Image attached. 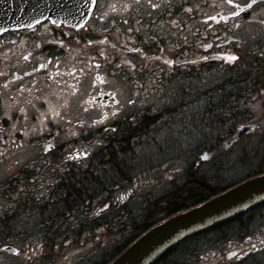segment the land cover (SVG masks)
<instances>
[{"label":"flooded vegetation","instance_id":"obj_1","mask_svg":"<svg viewBox=\"0 0 264 264\" xmlns=\"http://www.w3.org/2000/svg\"><path fill=\"white\" fill-rule=\"evenodd\" d=\"M124 99L150 103L121 115ZM208 101H223L227 118L264 119V0H95L78 27L44 20L1 33L0 232L19 235L0 239V264H104L105 205L135 215L190 177L186 162L168 175L163 154L200 143L190 119ZM124 124L138 131L129 145ZM198 162L193 172L215 159ZM158 170L159 183L135 192ZM248 242H233L236 260Z\"/></svg>","mask_w":264,"mask_h":264},{"label":"trees","instance_id":"obj_2","mask_svg":"<svg viewBox=\"0 0 264 264\" xmlns=\"http://www.w3.org/2000/svg\"><path fill=\"white\" fill-rule=\"evenodd\" d=\"M203 105L205 106V111L202 112L200 117L190 119V125L194 126L196 133L200 135V143L193 148V154L197 153L201 148L204 150V154L201 157L215 159V162H201V171L195 177H191L193 174H196V171H192L194 168L191 167L188 171L190 177L181 184H175L176 187H171L167 194L153 199L144 198L141 207H139L135 215L131 214L129 210L124 216L116 207L114 208L109 203L104 212V233L105 236L112 238L109 243H113L115 246L104 264L108 263L138 236L159 221L195 206L247 178L264 173V119L254 118L251 115L244 119L240 117L227 118L222 114L223 101H208L206 103L207 106ZM245 123L249 127L254 126V124L261 126V129L259 132H238L237 126ZM122 128L123 134L119 140L128 145L129 142H134L133 135L138 131L131 128L129 124H124ZM139 141L140 139H137V142ZM128 145L126 150L130 151ZM249 147L252 149V155L249 156V160L255 161L256 165L249 168L248 164H244L248 162L247 155H245L242 163L248 166L247 172L228 183L226 177L229 171L225 167L228 158L236 151L246 153ZM119 148H122L123 152V146ZM108 153L111 155L109 150ZM207 168L209 169L208 172L203 170ZM132 183L130 178L126 184L130 185ZM110 184L116 185V181L106 182L105 190L107 189V185ZM107 190L109 196L107 198L105 194V200L109 201L112 191L110 189ZM80 200L83 203V198H80ZM262 206H264V202L182 240L168 249L152 264H168L171 256L176 257V261L173 264H197L201 260V257L213 252L224 254L223 251L226 249V243L231 241L243 243L246 238L251 237L249 226L255 220V217L253 218V215H251L246 218V215L255 213ZM11 231L5 230L2 232L9 233ZM201 237L204 240L200 239ZM185 243L188 244L185 245ZM183 244L184 249L180 247ZM187 248L189 249L186 257L181 258L184 254L183 250ZM48 253H53L52 246L49 247ZM254 257L253 253H249L243 259L231 262L230 264H259L258 259Z\"/></svg>","mask_w":264,"mask_h":264},{"label":"water","instance_id":"obj_3","mask_svg":"<svg viewBox=\"0 0 264 264\" xmlns=\"http://www.w3.org/2000/svg\"><path fill=\"white\" fill-rule=\"evenodd\" d=\"M95 0H0V34L42 20L78 27ZM264 202V173L180 211L152 226L108 264H152L181 240ZM4 250L15 253L11 247Z\"/></svg>","mask_w":264,"mask_h":264},{"label":"rangeland","instance_id":"obj_4","mask_svg":"<svg viewBox=\"0 0 264 264\" xmlns=\"http://www.w3.org/2000/svg\"><path fill=\"white\" fill-rule=\"evenodd\" d=\"M126 96H122V98H125ZM150 101L146 100V101H143V102H132V103H129L127 101V99H124L121 101V106H120V111H121V115H124V114H127L137 108H141L143 106H146L147 104H149ZM193 145L191 146H188V144H184V145H181V148L177 149V150H165L164 151V154L165 157L163 158V160L165 159H168L169 162H168V165L165 166V169H168V175H171L173 173H176V169H178L182 164L184 165L185 167V162L188 164V168L189 170L191 169V167L195 168L199 165V162H198V159L201 158V156L204 154V150L203 149H199V151L195 154L192 155L193 153ZM252 147V146H251ZM251 147L247 148L246 150V153H243V152H240V151H236L234 153L231 154V156L228 158L226 164H225V167H227V171H229L227 177H226V181H228V183L231 181V180H234V179H237L241 176H243L246 172H247V169H248V166H245L243 165V158L245 155L246 158L248 159V162L247 163H244V164H248L249 165V168L250 167H253L256 165V162L253 160H249V156L252 155V149H250ZM120 151H122V148H120ZM249 151H250V154H249ZM125 152H128V150H126V147H124V150L122 152L121 155L119 156H115L116 158L119 159V164H120V167H121V170L124 169V165H125V160L123 159V155L125 154ZM254 155V154H253ZM143 158L146 157V155H143L142 156ZM174 159H176V162L178 161L177 159H179V163H175ZM161 160V159H159ZM121 161V162H120ZM154 165H157V163H154ZM120 167L117 168L116 172H113L112 169V176L113 177H117L118 179H121L122 174H121V170L119 169ZM143 168V167H141ZM182 168V167H180ZM117 172H120L119 176L117 174ZM200 173L196 171V174ZM157 174V177L154 178L152 175L150 176H146V177H143V178H139V182H138V185L135 184V192H144V191H148L149 188L153 185V184H156V183H159L161 181V173L160 171L158 170L156 172ZM171 179V178H169ZM126 180H124L121 184V186H123L124 184H126ZM164 187L161 186V187H154L152 190H151V194L156 197V196H160L163 192H164ZM120 199H124V196H120ZM130 200H133V201H137V197L135 196V194H133L131 197H128L126 199V201H130ZM253 215L252 217L254 218L255 217V220L250 224L249 226V229H250V236H253L252 238H250V243H248V249H249V252H250V249H256L257 246H255V241L252 242L253 240L252 239H255L254 237H256L257 239H260L261 241L264 242V206H262L261 208L257 209L255 213H249L248 215H246V218ZM121 226V225H120ZM122 227V226H121ZM19 231V230H18ZM18 231L16 230H12V233L9 232V233H5L3 234L2 232H0V239L1 238H6V239H14V238H17V236L19 235L18 234ZM20 233H21V230H20ZM5 235H10L9 237H5ZM22 235V234H21ZM107 239H109V237L106 236ZM202 240H204L202 237L200 238ZM188 243H185V245H187ZM226 249L225 251H223L224 254H221V255H211L212 257L210 256H206L205 257H208L207 259H204L203 257H201V260L197 263V264H230L231 262H234L236 260L237 257H235V253L238 252V246H233V242H228L226 243ZM112 246L113 245H108L106 246L104 249H105V253L107 252H111L112 250ZM183 245H181L180 247H183ZM261 246V247H260ZM259 249L258 250H255L253 252H250V253H253L255 255L254 258H257L258 261H259V264H264V245H260ZM15 247V246H14ZM256 247V248H254ZM87 248V247H86ZM185 247H183L184 249ZM85 249V248H84ZM84 249L80 250V251H76L75 253H80L82 252ZM189 249V248H188ZM188 249L186 250H183V256L181 258H185L186 257V253L188 251ZM241 254H244V251L241 252ZM179 256V255H178ZM105 257H106V254H105ZM176 261V257H170L169 258V262L168 264H173L174 262Z\"/></svg>","mask_w":264,"mask_h":264},{"label":"snow or ice","instance_id":"obj_5","mask_svg":"<svg viewBox=\"0 0 264 264\" xmlns=\"http://www.w3.org/2000/svg\"><path fill=\"white\" fill-rule=\"evenodd\" d=\"M227 3L231 4L233 2V0H226ZM153 7H156V5H152ZM230 60H235L236 58L235 57H229ZM202 159L204 157H201ZM105 207H107V205H105Z\"/></svg>","mask_w":264,"mask_h":264},{"label":"bare ground","instance_id":"obj_6","mask_svg":"<svg viewBox=\"0 0 264 264\" xmlns=\"http://www.w3.org/2000/svg\"><path fill=\"white\" fill-rule=\"evenodd\" d=\"M242 90V89H241ZM220 98V97H219ZM115 159V158H114ZM114 162V161H113ZM121 162V161H120ZM119 162H117V164H118ZM120 166V165H119ZM120 169H121V167H120ZM101 176V175H100ZM97 177V176H96ZM122 178V177H121ZM216 179V178H215ZM91 187V186H90ZM89 187V188H90ZM92 189V188H91ZM156 225V224H155ZM188 249V248H187Z\"/></svg>","mask_w":264,"mask_h":264}]
</instances>
